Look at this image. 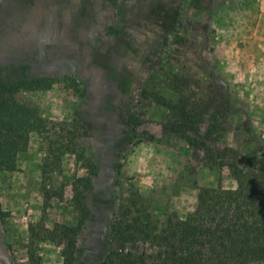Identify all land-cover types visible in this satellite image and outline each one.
Returning a JSON list of instances; mask_svg holds the SVG:
<instances>
[{"label":"rangeland","instance_id":"rangeland-1","mask_svg":"<svg viewBox=\"0 0 264 264\" xmlns=\"http://www.w3.org/2000/svg\"><path fill=\"white\" fill-rule=\"evenodd\" d=\"M0 80L52 131L77 125L45 178L36 132L0 170V264H64L55 225L79 220L72 264L176 255L116 237L130 197L185 215L200 188L237 187L221 164L264 165V0H0Z\"/></svg>","mask_w":264,"mask_h":264},{"label":"trees","instance_id":"trees-1","mask_svg":"<svg viewBox=\"0 0 264 264\" xmlns=\"http://www.w3.org/2000/svg\"><path fill=\"white\" fill-rule=\"evenodd\" d=\"M203 8L209 11L208 5ZM17 81L8 85L0 80V92L8 94L0 102V170L15 169V158L26 134L36 132L50 139L42 166L45 178L60 167L66 153L76 151L77 125L75 120L65 122L57 133L34 108L19 107L15 98L20 87ZM226 110L210 115V134L218 133L223 123L218 125L217 118H225ZM208 151L206 148V156ZM247 161L248 170L234 163L221 164V170L228 167L237 187L225 189L219 183L216 187L200 188L194 209L185 215L163 212L151 200L134 193L116 225V237L123 243L149 244L174 251L176 255L117 251L107 256L102 264H264V165L258 166L255 159ZM43 192L46 200L52 199L51 189L43 186ZM81 223L82 220L75 226L55 225L52 238L63 247L64 264H72L74 260Z\"/></svg>","mask_w":264,"mask_h":264}]
</instances>
